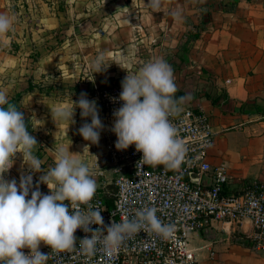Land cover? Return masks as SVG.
Returning <instances> with one entry per match:
<instances>
[{
	"label": "crops",
	"instance_id": "0c3cea01",
	"mask_svg": "<svg viewBox=\"0 0 264 264\" xmlns=\"http://www.w3.org/2000/svg\"><path fill=\"white\" fill-rule=\"evenodd\" d=\"M224 1L163 0L153 10L149 0H0V13L15 17L14 30L0 38V90L8 99L20 96L43 171L54 167L61 145L93 165L95 144L79 134L90 118L82 119L77 108L75 123L55 124L51 109L71 106L81 93L96 101L95 87L121 83L127 71L160 58L174 71L176 98L186 97L179 109L208 116L214 142L207 161L226 166V193L253 182L264 186V0H237L232 12L223 10ZM201 20L198 37L189 38ZM32 53L38 58L30 65ZM100 54L111 64L94 73L91 64ZM42 174L31 172L17 153L5 179L32 175L39 181ZM250 232L248 220L214 223L191 234L189 248L198 264H264V254L239 245L236 234ZM45 246L39 248L44 254Z\"/></svg>",
	"mask_w": 264,
	"mask_h": 264
},
{
	"label": "clouds",
	"instance_id": "9594fccd",
	"mask_svg": "<svg viewBox=\"0 0 264 264\" xmlns=\"http://www.w3.org/2000/svg\"><path fill=\"white\" fill-rule=\"evenodd\" d=\"M162 3L163 0H149L153 10H159ZM172 14L180 18L179 12ZM14 24L15 17L0 13V38L13 31ZM110 64L100 54L91 67L94 73H100ZM121 88L122 105L114 110L111 127L117 137L116 149L126 150L134 145L142 153L144 165L178 167L185 146L169 117L180 110L178 105L186 97L175 96L177 87L171 65L160 58L146 62L137 73L127 71ZM77 108L82 119L91 120L79 128V134L85 141L98 144L105 126L96 101L89 100L87 93H81L78 101L71 99V106L58 105L51 109L53 122L75 123ZM37 145L36 138L28 131L23 111L9 101L5 90H0V264H47L50 253L39 251L41 243L53 252H64L75 247L77 229L87 233L92 224L103 226L101 212L94 210L91 203L97 188L94 174L79 158L81 154L59 146L55 150L54 167L45 173L41 161L33 154ZM17 153L22 155L31 172H43L39 183L47 185L49 194L41 193L38 185L33 190L32 175L21 177L19 185L15 179H5ZM145 228L165 237L170 232L156 217L155 209L146 208L138 211L134 219L111 223L103 230L91 232L98 235L85 236L79 242L88 254L94 253L98 243L114 250L126 235ZM23 249H28V254Z\"/></svg>",
	"mask_w": 264,
	"mask_h": 264
},
{
	"label": "built area",
	"instance_id": "2783aa9c",
	"mask_svg": "<svg viewBox=\"0 0 264 264\" xmlns=\"http://www.w3.org/2000/svg\"><path fill=\"white\" fill-rule=\"evenodd\" d=\"M94 90L105 126L101 132L105 149L99 157L91 150L90 168L97 184L91 203L94 210L101 212L103 226L92 224L87 233L77 229V242L70 250L56 253L45 246V254L50 253L48 264H198L189 248L191 234L214 223L238 225L243 220L251 223L246 240L264 254V186L253 182L237 194L226 193L230 179L226 166L211 167L207 161L214 137L203 111L185 107L169 117L185 146L178 167L144 165L142 153L134 145L126 150L115 147L117 137L111 127L113 112L122 105L121 84H104ZM16 182L19 185L20 181ZM37 185L41 193L49 194L46 184L33 180V190ZM146 208L155 209L161 224L170 228L166 237L145 228L126 235L114 250L100 243L92 254L81 249L80 239L99 234L92 231L132 220Z\"/></svg>",
	"mask_w": 264,
	"mask_h": 264
},
{
	"label": "trees",
	"instance_id": "16d2710c",
	"mask_svg": "<svg viewBox=\"0 0 264 264\" xmlns=\"http://www.w3.org/2000/svg\"><path fill=\"white\" fill-rule=\"evenodd\" d=\"M236 3H237V0H225L224 2H221L220 5L222 6L223 10H225L226 12H232L234 11L235 9V6H236ZM197 26H200L199 29L196 28V32L190 34L189 38L191 39H195L198 37L199 35V31L200 29H202V20L198 23ZM38 56L37 54L35 53H32L29 55V62H30V65H33L34 62H36ZM31 88L30 86L28 87L27 91H29ZM9 101L13 104H15L18 108V110H21L20 109V96H17V97H12V98H9Z\"/></svg>",
	"mask_w": 264,
	"mask_h": 264
},
{
	"label": "rangeland",
	"instance_id": "374dc122",
	"mask_svg": "<svg viewBox=\"0 0 264 264\" xmlns=\"http://www.w3.org/2000/svg\"><path fill=\"white\" fill-rule=\"evenodd\" d=\"M113 84H115V83H113ZM118 84H121V83H118ZM93 149L95 151V156L99 157V156L103 155V152H104V149H105V144L103 142L101 134H100L99 143L95 144ZM236 235H237V237H241L242 240L239 242V245H240V247H243L244 250H246V253H251L252 251L255 252L253 250L252 244L245 239L246 237L244 238L243 235H241V234H236ZM244 236H246V235H244ZM260 256H263V255L260 254Z\"/></svg>",
	"mask_w": 264,
	"mask_h": 264
}]
</instances>
